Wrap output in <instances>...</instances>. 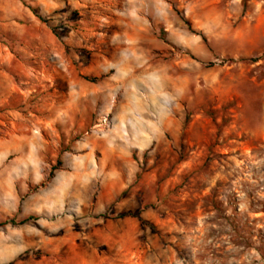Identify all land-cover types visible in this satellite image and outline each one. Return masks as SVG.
Wrapping results in <instances>:
<instances>
[{"label": "rangeland", "instance_id": "obj_1", "mask_svg": "<svg viewBox=\"0 0 264 264\" xmlns=\"http://www.w3.org/2000/svg\"><path fill=\"white\" fill-rule=\"evenodd\" d=\"M1 137L0 264H264V0H0Z\"/></svg>", "mask_w": 264, "mask_h": 264}, {"label": "crops", "instance_id": "obj_2", "mask_svg": "<svg viewBox=\"0 0 264 264\" xmlns=\"http://www.w3.org/2000/svg\"><path fill=\"white\" fill-rule=\"evenodd\" d=\"M9 158V147H8V140L3 139L2 137L0 138V166H3L4 162H7ZM29 188V187H27ZM14 189L15 187H9L8 184L6 183L4 186L0 187V195L1 197H4V200L7 202L9 198V192L13 191V198H15L14 194ZM24 252V243L19 242L16 247V255H20L21 253Z\"/></svg>", "mask_w": 264, "mask_h": 264}, {"label": "bare ground", "instance_id": "obj_3", "mask_svg": "<svg viewBox=\"0 0 264 264\" xmlns=\"http://www.w3.org/2000/svg\"><path fill=\"white\" fill-rule=\"evenodd\" d=\"M154 102V101H153Z\"/></svg>", "mask_w": 264, "mask_h": 264}]
</instances>
